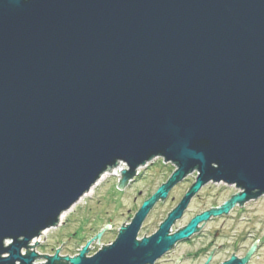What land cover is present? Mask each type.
Returning <instances> with one entry per match:
<instances>
[{
  "label": "water",
  "instance_id": "water-1",
  "mask_svg": "<svg viewBox=\"0 0 264 264\" xmlns=\"http://www.w3.org/2000/svg\"><path fill=\"white\" fill-rule=\"evenodd\" d=\"M157 158L176 172L113 244L92 257L93 240L74 258L30 250L119 162L124 190ZM195 172L159 231L138 240ZM209 183L244 191L170 236ZM262 196L264 0H0V264H155ZM257 243L224 264H246Z\"/></svg>",
  "mask_w": 264,
  "mask_h": 264
},
{
  "label": "rangeland",
  "instance_id": "rangeland-1",
  "mask_svg": "<svg viewBox=\"0 0 264 264\" xmlns=\"http://www.w3.org/2000/svg\"><path fill=\"white\" fill-rule=\"evenodd\" d=\"M120 169L128 170V167L122 168L119 164L112 172L106 173L105 180L97 183L88 197H83L67 212L66 218L57 228L45 232L38 240L40 244L33 250L39 255L53 257L57 250L61 249L60 257L74 258L93 240L88 256H94L103 249V245L110 246L116 241L122 226L131 225L143 203L150 199L161 185L166 184L177 170L172 163H164V159L161 158L155 159L147 167L137 171L133 184L129 185L133 181L131 180L124 190H120L117 188L121 176ZM197 177V172L189 175L180 183L183 185L177 187L164 203L155 205L141 226L138 240L144 239L145 235L146 238L151 237L159 231L161 224L177 208L183 200L184 192L192 183L195 184ZM241 192L222 183L207 187L200 199L190 209L188 207L189 210L185 211L183 217L175 222L170 234H176L179 229L187 227L196 216L212 208H220ZM212 218L218 219L200 224L201 235L195 239L193 245L181 246L171 256L172 260L177 262L180 257L185 256L179 260L180 264H206L216 249L211 257L213 261L211 263L224 264L231 261L233 255L237 259H244L258 241L246 264H264V196L245 203L243 208L240 205L235 206L226 216ZM204 224L206 225L203 226ZM108 225L112 228L104 227ZM102 230L105 231L102 233ZM100 233L101 238L94 240ZM202 247L206 248L207 252L201 259L187 261L188 253L198 252ZM46 262L45 258H40L36 263ZM159 264L173 263L163 260Z\"/></svg>",
  "mask_w": 264,
  "mask_h": 264
},
{
  "label": "flooded vegetation",
  "instance_id": "flooded-vegetation-1",
  "mask_svg": "<svg viewBox=\"0 0 264 264\" xmlns=\"http://www.w3.org/2000/svg\"><path fill=\"white\" fill-rule=\"evenodd\" d=\"M133 182H135V179H133V181L132 182H130V184L129 185H131V184H133ZM181 185H183V184H178L174 189H172L170 192H169V196L168 197H170V194L172 193V192H174V190L175 189H177V187H179V186H181ZM217 185H220V184H215V183H209V184H207V185H205L202 189H201V191L191 200V203H190V205H189V209H190V207L196 202V201H198L199 199H200V197H201V195L203 194V191L207 188V187H211V186H217ZM162 186V185H161ZM192 186H193V183H192V185H190V187H188L187 189H186V191L184 192V194H183V196H182V198H184L185 197V195L190 191V189L192 188ZM159 189V188H158ZM156 192H157V190H156ZM155 192V193H156ZM160 202H162V203H164V201H159V203ZM158 204V203H157ZM188 209V210H189ZM187 210V211H188ZM223 216H226V215H223ZM222 216V217H223ZM215 219H218V218H211V220H209V222H211V221H213V220H215ZM207 224V223H206ZM205 224V225H206ZM204 225V226H205ZM172 230V229H171ZM201 232H202V226L200 225L199 226V231L195 234V235H193L190 239H188V240H186V241H183V242H180V243H177L162 259H160V260H158L157 262H156V264H159V263H161V261H167V262H170V263H173V264H180V263H178V262H176V261H174V260H172V255L181 247V246H183V245H193V243H194V241H195V239L199 236V235H201ZM170 233H171V231H170ZM171 235H173V234H170V236ZM149 238V237H148ZM203 250H204V252H203ZM205 252H207V249L206 248H204V247H202L201 249H199L198 250V252H195V253H191V254H189L188 253V255H186V259H187V261H189V260H191V261H195V260H198L199 258L201 259V257L203 256V254L205 253ZM206 254V253H205ZM211 258V257H210ZM209 258V259H210ZM208 259V258H207ZM208 259V260H209ZM208 262V261H207ZM211 262H213L212 261V259H210L209 260V262L208 263H206V264H212Z\"/></svg>",
  "mask_w": 264,
  "mask_h": 264
},
{
  "label": "bare ground",
  "instance_id": "bare-ground-1",
  "mask_svg": "<svg viewBox=\"0 0 264 264\" xmlns=\"http://www.w3.org/2000/svg\"><path fill=\"white\" fill-rule=\"evenodd\" d=\"M157 159H159V158H157ZM155 161V160H154ZM119 163H122V162H119ZM123 164H125V163H123ZM126 165V164H125ZM105 176L103 177V178H101L100 179V181L98 182L99 184L101 183V182H103V180H105ZM222 184H224V183H222ZM225 185H227V186H231V185H228V184H225ZM231 187H235L237 190H240V192L242 191H244L243 189H241V188H237L236 187V185H233V186H231ZM241 192V193H242ZM91 194V191H90V193H88L85 197H88L89 195ZM84 197V198H85ZM66 216H67V214L65 213L63 216H62V219H61V221H63L65 218H66ZM47 232V231H46ZM45 233V232H44ZM44 233L41 235V236H43L44 235ZM41 238V237H40ZM40 238H36V239H34L30 244H29V246H36V243L38 242V240L40 239ZM39 243V242H38ZM32 249H34V248H31L30 250H32ZM34 251V250H33ZM26 253H27V251L26 250H23L22 251V255L23 256H25L26 255ZM6 257V256H5ZM35 264H38V263H35ZM41 264H45V263H41Z\"/></svg>",
  "mask_w": 264,
  "mask_h": 264
},
{
  "label": "built area",
  "instance_id": "built-area-1",
  "mask_svg": "<svg viewBox=\"0 0 264 264\" xmlns=\"http://www.w3.org/2000/svg\"><path fill=\"white\" fill-rule=\"evenodd\" d=\"M120 166L122 167V168H124V167H127L125 164H123V163H120ZM142 169V168H141Z\"/></svg>",
  "mask_w": 264,
  "mask_h": 264
}]
</instances>
